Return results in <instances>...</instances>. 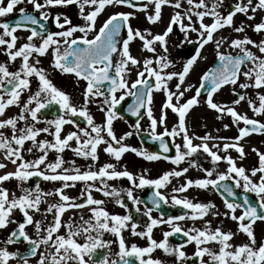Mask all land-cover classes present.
Listing matches in <instances>:
<instances>
[{
  "label": "snow or ice",
  "instance_id": "1",
  "mask_svg": "<svg viewBox=\"0 0 264 264\" xmlns=\"http://www.w3.org/2000/svg\"><path fill=\"white\" fill-rule=\"evenodd\" d=\"M23 3L30 4L31 11L38 13L39 19L25 7H19V15L12 23L0 21V30H2L0 46H3L0 47V52L7 57V62L0 63V117L5 116L9 107L18 108L17 114L0 119V129L10 130V135L0 131V152L3 154V161L10 162L14 166L13 171L0 174V229L15 224L16 227L3 243L11 245L20 242L22 238L27 247L24 251L19 249L9 251L7 247H0V264H9L10 260H15L16 264H164L162 260L152 258L151 253L156 249L163 250L166 255H174L176 264H183L184 261L192 258L182 250L186 244L195 245L192 256L199 261V264H264V239L258 242L253 229L255 221H264V153L252 149L258 156V167H253L250 175L244 167H238L230 155L218 154L219 151L226 153L229 149H234L239 154V158H243L245 153L239 142L250 133L264 132V122L238 113L234 106H226L213 100L214 93L225 85H232L236 97L232 105L246 101L254 115L264 114V94L259 91L264 89V38L257 42L245 33L246 27H250L255 33H264V17L253 25H246L244 20H241L237 26L234 21L237 14H242L248 21L254 20L257 11L264 10V0H235L224 12L221 11L224 0H185L187 7L184 11H175L163 32L155 35L147 29L134 30L129 23L130 17L135 15L132 12H113L103 20L98 29L96 21L107 7L126 5L129 8L145 11L147 21L155 23L161 19L164 5L180 9L183 7L181 0H147L145 4H136L133 0H6V3L5 0H0V17L13 13L17 6ZM70 5H75L79 9L78 15L84 21L82 25L74 24L63 12H57L53 16L48 11L53 8H67ZM149 5L154 6L151 14L146 11ZM50 16L59 31H49L46 28L43 22L49 21ZM205 18H210L211 22L205 23ZM185 19L188 21L187 24L183 22ZM28 24L38 25L39 31L36 28H29ZM175 25H178L179 31L183 33L181 45L185 42L197 45L195 54L183 63L182 70L178 72L165 71L173 66L166 55L168 52L166 38L173 32ZM225 27L231 28L235 33L245 34L231 39L225 36L216 39L214 34ZM122 28L127 30L126 38L118 41ZM18 29L27 30L29 35L25 38V42L17 47L19 38L15 33ZM189 32L197 34L196 40L189 39ZM76 33L81 35L76 36ZM89 33H93L91 38ZM36 37L40 40L38 44L34 42ZM135 38L142 41L141 50L154 53V58L145 57L141 62L130 54L129 45ZM209 43L214 44L218 64L203 72L199 78V86L195 88V95L180 103L184 94L193 87L188 85L182 88L185 78L200 58L202 49ZM157 44L163 49V53L156 54ZM249 45L251 48L248 47ZM224 46L234 50L235 54L232 51H221ZM252 48L257 49L259 55L253 52ZM49 52L53 69L62 74H73L77 80L82 79L86 82L80 107L72 104L70 96L52 83L43 67H38L41 63L39 58ZM18 58L19 66L14 71L9 70L8 65ZM132 67L137 69L136 79L129 86L126 75ZM149 78H153L154 83ZM174 78L177 80L175 92L168 86V82ZM33 79L37 81L35 90L31 87ZM236 86L241 90H256L255 100L248 97L246 92H237ZM205 88H207L205 101L207 107L219 114L216 116L218 120L224 115L231 118V123L236 125L238 130V135L235 137L204 135L197 137L202 141L200 144H193L186 129V113L199 103L198 97ZM25 92L28 95L22 100V94ZM117 92H121L119 97L116 95ZM154 92H162L165 97L158 119L153 116L151 108ZM126 96L134 97L133 103L127 108L132 116L136 117L141 109L145 110L152 130L151 139L159 140L163 153L169 151V146L163 137L174 138L180 134H183L184 151H181V145L174 144L175 157H161L160 154H148L122 143L126 137L132 135V132H125L117 138L112 124L117 118L116 106ZM92 102L98 105L104 115L102 125L95 124L92 115L88 112L87 105ZM53 106H58V115L53 119L42 120L39 115L41 111ZM167 109L176 114L178 122L171 130L165 128L163 132L157 134V125H164L166 122ZM76 116L82 117L88 127H82L70 118ZM241 122L243 127L239 126ZM40 123H44L45 126L36 127ZM66 124L73 125L76 130L62 136L63 126ZM132 127L139 130V119ZM228 127V124L224 125L225 129ZM103 133H106L110 139H106ZM41 134L51 136L52 139H38ZM211 139L225 142L222 145L215 143L210 147L207 141ZM26 142H29L30 146L25 147ZM71 142H74L75 147ZM101 144L106 145L103 151L117 161L123 153L131 151L149 161L163 158L178 165L186 157L202 151L211 158L213 165L225 161L228 165L227 171L218 173L216 178L212 179L213 170L203 169L206 173L205 178L186 180L180 187L172 189L174 193L184 192L191 186L201 189L211 186L223 189L228 197H234L236 195L234 187H242L245 193L255 194L257 203L255 205L251 203L247 196L242 198V203L223 200L227 209L223 215L237 223L236 233L230 230L224 231L221 227L212 229L209 221L204 222L203 228L184 230L174 221L186 217L193 220L203 219L209 212L213 216H218L220 213L212 211L215 205L211 202L193 203L186 198L180 199L173 195L172 204L190 209L192 215L169 216L165 220L162 214L161 218L155 219L151 216L153 209L147 208L144 215L149 222L145 230L137 231L136 223L130 225L131 235L146 238L147 246L141 247L135 243L129 245L122 233L129 228L128 222L132 219L131 216L110 214L102 207L104 201L95 199L91 195L95 185L88 182L99 179L101 187L95 188L96 191L102 192L104 196L119 197L116 189L106 190L105 178L126 177L136 188L152 186L154 189H161L171 177H181L188 168L166 171L156 179L140 176L139 183H135L137 178L132 173L127 170L117 171L115 165L111 163H105L98 171L91 170V165L88 170L81 171L75 167V161H68L72 167H63L65 161L60 154L65 149H71L76 156L90 159L95 163L98 159V146ZM113 144L118 147H114ZM213 148L217 151H213ZM34 150L39 155L31 160L25 159L24 153L32 154ZM49 151L56 153L54 161L47 160ZM41 166L44 170H41ZM6 167V163L0 162V169ZM190 167H198L196 161H191ZM33 176L45 181H59L61 186L50 192L42 191L38 183L33 188L23 187V182ZM11 179L19 182L17 187H20L21 194L18 196L14 192L9 193V190L3 187V183ZM226 180H232L234 187L222 183ZM77 181L86 184V189L81 190V195L85 196L83 203L64 193V189L74 187ZM50 196L58 197L56 202L48 203L44 209L45 219L51 214L52 220L47 224L42 220H34L30 213H39L44 198ZM127 197L133 204L139 202L133 197L131 189L127 190ZM148 199L156 208H159L161 202L168 203V199L158 190L153 191ZM115 202L121 207L124 206L119 198ZM84 208L90 213L87 218L81 215L75 219L69 217L67 221L62 220L67 210ZM238 208L241 209L239 216L235 215ZM14 210L22 214V221L13 218ZM160 224H167L170 231L163 232V239L158 242L153 239L152 231ZM28 225L34 227L35 239L27 234ZM61 229L64 231L61 232ZM105 233L114 236L115 240L104 239ZM238 233H243L247 239L233 244L232 240ZM173 234H181L186 239L181 244L170 246L168 238ZM114 243L118 245V250L112 253L110 248ZM209 244H215L218 250L208 247ZM41 245L44 246L43 250H40ZM204 257L208 259L205 260Z\"/></svg>",
  "mask_w": 264,
  "mask_h": 264
},
{
  "label": "rangeland",
  "instance_id": "2",
  "mask_svg": "<svg viewBox=\"0 0 264 264\" xmlns=\"http://www.w3.org/2000/svg\"><path fill=\"white\" fill-rule=\"evenodd\" d=\"M183 7L180 9H174L169 5H164L162 8L163 10L166 12V15L163 19V23L162 25H160V29L158 30V33H162L163 30L165 29V24L169 22L170 16L175 12V11H181L183 12L185 9V6L187 5L185 3V0H181ZM235 0H224V6L221 9L222 12H224L228 6L232 3H234ZM6 3V0H5ZM145 3H147V0H145ZM27 3H23L17 6V9L14 10L13 13L8 14L5 17H0V21L8 18L12 15H14L15 13L18 12V8L19 7H27ZM120 6H117L115 8L113 7H107L101 14H100V19H99V24L101 23V19L104 18V15L107 14H111L113 12L118 11V8ZM56 8L53 9H49L48 11L51 10H55ZM122 12H132L135 13L134 16L130 17V25L133 29H139L141 31H144L145 29L149 30L151 32V34L155 35L158 34L156 33V25L157 23H149L146 19V15H145V11H141L139 9L136 10H130L126 7H122ZM79 12V9H76ZM85 11H88V8H85ZM148 14H151L154 11V6L153 5H149L148 9L146 10ZM77 12V15H78ZM79 17V15H78ZM261 17H264V10H258L257 13L255 14V19L248 21L246 19V17H244L242 14H237L234 17V21L236 23V25H239V22L241 20H244L246 25H253L257 22L260 21ZM193 19H195V17H193ZM104 20V19H103ZM140 25L138 26L137 23ZM158 22V21H157ZM185 24L188 23V21L185 19L183 21ZM205 23H210L211 20L210 18H205ZM84 21L82 20L81 23L79 24H83ZM198 27V25H196ZM155 30V31H154ZM2 31V30H0ZM245 33L252 38L255 41H259L260 39L264 38V33L258 34L255 33L251 30L250 27H246L245 28ZM245 33H235L232 31L231 28L225 27L221 30H219L217 33H215V38L219 39L221 36H225L228 37L229 39L231 38H235L237 36H243ZM91 33H89L90 36ZM15 35H17V37L19 38L17 41V47L19 46V44L25 42V38L27 37L28 32L24 29H20L17 30V32L15 33ZM196 33L193 32H189V39L192 40H196ZM148 38H151L150 36H148ZM183 39V33H181V38L178 39L176 38L173 34H169V36L166 38L167 40V49L168 52L166 53V55L168 56L169 60L172 62V67H169L168 69H166L165 71H180L182 70V65L183 63L190 58L191 54L188 52H186V48L188 46V43L185 42L184 44H180V41ZM34 42L36 44H38L40 41L35 40ZM132 48L136 49L139 46V52H140V61L142 62V60L145 57H151L154 58V53H150L146 50H141V46H142V41L139 40V38H135L132 42H131ZM177 45H179V47H177ZM3 47V46H0ZM206 48L204 49V51L200 54V58H198V66L194 67L191 71H189L188 75L185 78L184 84L182 85L183 87H187L188 85H192V88H189V90L184 94V96L181 98L180 103L185 102L187 99H189L191 96L195 95V88L197 86H199L198 81L200 78V74L207 68L210 67L211 64L213 63V61L216 59L215 57V47L213 43H209L205 46ZM249 48H251V46H248ZM253 52H256L257 55H259L258 50L255 48L251 49ZM221 51L224 52H229L232 51L233 54H235L234 50H231L229 48H227L226 46L221 48ZM163 53V49H161L159 47V45H156V54H161ZM180 55H183L182 58H179ZM194 55V54H193ZM41 63L38 65V67H43L48 78L52 81V83L60 90L64 91L66 94H68L71 98V102L72 104H74L77 107H80L82 105L83 102V91L84 88L86 86V82L81 80H77L76 77H70L67 74H62L60 71L55 70L51 67V54L50 52L48 54H46L43 57L39 58ZM7 62V57L3 54V52H0V63H5ZM19 58L17 59V61L11 63L8 65L9 70H15L18 66H19ZM137 71L136 68L132 67V70L127 73L126 75V79L129 83V86L131 85L132 81L136 79L135 76V72ZM241 81H243V77L240 78ZM177 83V80L174 78L172 81L168 82V86L169 88L175 92V84ZM198 84V85H197ZM37 85V81H35L33 79L32 82V90H35ZM233 86L230 85L228 87L222 88L221 90H219L218 92H216L213 95V100L216 103H220L226 106H234L237 110L238 113L240 114H245L247 115L249 118L252 117V114H250V108L248 107L246 101H242V103H240L239 105H232V98H231V93H233L232 91ZM236 91L237 92H246L247 96L254 99L255 100V92L256 90L253 89H247V90H241L239 89L238 86H236ZM262 94H264V89H260L259 90ZM121 94V92H117L116 95L117 97H119V95ZM28 95L27 92L22 94V100L26 98V96ZM128 96H126L125 98H127ZM153 103L151 105L152 111H153V116L155 118H159L160 116V109L162 106V103L165 99V97L163 96L162 92H154L153 93ZM97 99H103V98H97ZM199 103L197 105H194L191 109H189V111L186 113V129H187V133L189 135L190 138H192L193 144H200L202 141L197 139V137H201L204 135H209L211 137H218V136H222V137H227V138H233L236 135H238V130H237V126L233 125L231 123V118L227 115H224L222 119L218 120L216 119V116L219 115L218 113H216L214 110L209 109L205 103L206 100L204 99H199L198 98ZM173 102L175 103V100H173ZM257 105H258V101H256ZM87 109L88 112L92 115L93 119H94V123L95 124H99L102 125L104 122V115L103 113L99 110V107L96 103L92 102L89 103L87 105ZM166 111V122L164 125H157L156 128V133L159 134L161 132H163L165 130V128H167L168 130H171L173 125L177 124L178 122V117L176 116V114L172 113V111L170 109L165 110ZM18 112V108L16 106H11L8 109H6L5 112V116L4 117H0V119L2 118H6L7 116H12L17 114ZM259 120L264 121V118H261L258 116ZM140 121V128L139 130H135L132 126L134 124H130L127 121H125L124 119L120 118L119 116H117V118L113 121L112 124V128L114 133H116L115 135L117 136V138H119L121 135H123L125 132H132L131 136H128L125 138V140L122 142L130 147L136 148L138 150H143L144 152L150 154L145 147H143L140 143H139V136L143 133L149 134L151 136L152 134V130L150 128V123L147 119V115L144 114L142 115V117L139 119ZM228 124L229 127L227 129L224 128V125ZM22 126V125H21ZM45 124L44 123H40L37 124L36 127H44ZM240 127H243V123L241 122ZM85 128H87V124H85V126H83ZM117 127H120L123 132L121 133H117L116 129ZM76 130L74 128L73 125L71 124H66L63 126V130L61 135H65L67 134V132L69 131H74ZM205 130V131H204ZM0 131H3L5 133V135H10V130L9 129H0ZM90 131V129H89ZM207 131V132H206ZM94 135V134H93ZM103 135H105L106 139H110L106 136V133H103ZM169 137V136H167ZM183 134L177 135L176 137H169L172 143V147L174 149V156L176 154V149L173 146L174 144H179L181 145V151H184L183 149ZM47 138L49 140L52 139L51 136H47L46 134H41L38 139H44ZM83 139V137H82ZM225 141H217L215 139H211L209 141H207V143L209 144V146L211 147L212 144L215 143H219V144H223ZM73 147H75L74 142H71ZM244 149V157L242 159H239V154L234 150V149H229L228 152H223V151H219L218 154L223 156V155H230L233 160L235 161L236 165L238 167H244L245 169H249L250 164L252 161L257 160L258 161V156L256 155V153L252 150L253 148L259 150L261 153H264V141L263 138L261 136H253V135H248L247 137L243 138L240 142H239ZM30 146L29 142H26L25 147ZM114 147H118V145L113 144ZM106 147L105 144H101L100 146H98V149H100V162L98 164V168H100L101 166H103L105 163H110L111 161L115 164V170L117 171H124L127 170L128 172L132 173L134 177H136L137 179L135 180V183H139L138 177L140 176H144L146 179H156L158 178L160 175H162L164 172L166 171H172V170H181L183 168H188V171L186 173H184L181 177H171L169 182L166 183V185L161 188L158 189L159 191L161 190V193L168 199V202L172 204L171 202V197L173 195L177 196V198L180 199H188L190 201H192L193 203H209L212 202L214 203L215 207H216V212H219L220 215L218 216H213L211 213L208 214V217L206 218V216L203 219H189V218H185L183 220H179V221H174V223L179 224V226L182 229H192V228H197L198 226H202V228L204 227V222L205 221H209L211 222H216V220L214 219H218L220 220V222H223V226H222V230L224 231H232L234 233L237 232V223L227 217H225L223 215L224 212L227 211V209H225L224 204H219L218 202H216V196H214V194H209L210 192V188L207 189H201L198 188L196 186H191L189 187L186 191L184 192H173L172 189L174 187H180L186 180H196V179H203L206 177V173L203 169H212L213 170V175H212V179L216 178V175L218 173H223L227 171V163L225 161H219L217 162L215 165H213L211 158L207 156V154L203 153L202 151H198L197 153H194L192 156L186 157L180 164H173L171 163V160H165L163 158L158 159V160H153V161H149L144 159L142 156H137L134 152L131 151H127L125 153L122 154L121 158L119 161H117L114 157L110 156L109 154L105 153L103 151V148ZM213 151H217V149L213 148ZM37 155H39V153L35 152V150L33 151L32 154H29L27 152L24 153L25 159L27 160H31L34 159ZM55 155L56 153L54 151H49V155L47 157V160L49 162L54 161L55 159ZM62 156V158L65 161V164L63 165V167H72V165H70L68 163V161H75V167L79 168V165L81 166V171L83 170V163L86 162H92L90 159H84L82 157H78L76 156L71 149H65L64 152H62L60 154ZM3 160V154L2 152H0V161ZM191 161H196V164L198 165V167H190V162ZM6 164L10 165L11 170H14V166L7 161H4ZM41 170L43 169V166H41ZM96 171L95 169H92ZM59 171V170H58ZM234 176V174H233ZM19 182L16 181L15 179H11L9 181H6L3 183V187L7 188L9 190V193H15L17 196L21 194V189L20 187H17V184ZM71 183V182H70ZM89 184H96L95 187L91 190V194H102V192L100 191H96L95 188H99L101 187V181L98 179L96 181H89ZM39 186L41 188L42 191L44 192H50L53 191L56 187H60L61 186V182L59 181H45L42 178H40L39 181ZM104 184L106 185V190L111 191L112 189H116V191L119 193V197H115L113 196L112 199L115 202L117 198H119L121 201L124 202V207H132L134 206L137 209H139V211H136L137 214L141 215L143 217V221L140 225H137V231H144L145 229L143 228L144 223H148V218L144 215V212L146 210V208L144 207V205L141 202V197L146 195L148 190L150 188H152V186H144L143 188H136L134 186V183L132 181H129L126 177H120V178H114V179H107L105 178L104 180ZM36 185H34L31 181V178H29L28 181L23 182V187H27V188H33ZM82 189H86V184L84 182H80L77 181L75 183L74 187H70V188H66L64 189V193L69 195L70 197H77L78 194H81V190ZM131 189L132 191V195L134 198H136L139 202L136 204H133V202L131 200L128 199L127 197V190ZM51 199L53 200V198L58 199V197L55 196H50ZM94 197V196H93ZM45 201V200H44ZM177 206V205H176ZM181 206V205H178ZM47 207V203L46 202H42L40 205V209L41 211L39 213H35L32 212L30 214L33 215L34 220H42L44 224H47L49 221L52 220V215L48 214L47 218L45 219L44 216V209ZM182 207V206H181ZM189 212L187 213V216H191L192 215V211L190 209ZM130 211V210H129ZM126 208L123 212H121L122 214L118 213L117 211H114L115 213L113 214H117V215H130V213ZM20 214L18 210H14L13 212V218L17 221H22L20 218ZM238 214V209L235 212V215ZM151 216L155 219H158L159 217L156 216L153 212H151ZM132 217V216H131ZM167 219V218H166ZM165 219V220H166ZM131 221V220H130ZM129 223V228L125 229L122 233L123 237L125 240L129 239V238H136V236H132L131 235V229H130V225L132 224L131 222ZM143 224V225H142ZM145 224V225H146ZM167 224H165L166 226ZM31 228L30 230L27 231L28 235L35 239L36 238V234L34 231V227L32 225H30ZM16 225L15 224H9L6 228H3L1 231L0 230V247H6L4 245V241L3 238L5 236V234L7 232H11L13 228H15ZM166 228V227H165ZM163 229V228H162ZM166 229H170V227L167 225ZM253 229H254V234L256 236L257 241L259 242L261 239H264V221L260 222H256L255 224H253ZM64 229H61V232H63ZM246 236L243 233H238L232 240L233 244H237V243H241L246 241ZM144 244H146V242H144ZM211 248H213V250H218L217 246L215 244H210ZM43 246V245H41ZM20 247H7V249L9 251H12L13 249H18ZM187 251L190 252H194L195 250V246L193 244H188L186 246ZM185 251L186 255L188 256V252ZM172 258L175 259V256H173ZM205 260H207L208 258L205 257ZM9 264H16V262L14 263V261H10Z\"/></svg>",
  "mask_w": 264,
  "mask_h": 264
},
{
  "label": "flooded vegetation",
  "instance_id": "3",
  "mask_svg": "<svg viewBox=\"0 0 264 264\" xmlns=\"http://www.w3.org/2000/svg\"><path fill=\"white\" fill-rule=\"evenodd\" d=\"M133 2L134 3H136V4H145V0H133ZM122 7H126V8H128V9H130V10H136V9H138V8H129L128 6H126V5H122V6H120L119 8H118V11H121L122 12ZM187 7V5L185 6V8ZM26 9H28L30 12H31V14H33V15H36L37 16V18L39 19V15H38V13H36V12H32L31 11V9H32V6L30 5V4H28L27 5V7H26ZM77 7L75 6V5H70V6H68L67 8H56L55 10H51L50 12L52 13V15L54 16L57 12H63L64 14H66L71 20H72V22L74 23V24H79V23H81L82 22V19H80V17H78V15H77ZM163 9V8H162ZM109 14H107V15H104V18L103 19H106L107 18V16H108ZM99 19H100V15L98 16V18H97V21H96V28L98 29L99 27H100V25L102 24V22H103V19H101V23L99 24ZM164 19V18H163ZM2 21V20H1ZM43 23H45V26H46V28L49 30V31H59L60 29H58L57 27H56V25H55V23L54 22H52V17L50 16V18H49V21H46V22H43ZM130 23V22H129ZM137 23V22H136ZM157 24H159V21L158 22H156ZM137 25L138 26H140L138 23H137ZM166 26H167V23L165 24ZM28 26H29V28H36L37 29V31H39V27H38V25H31V24H28ZM165 26V27H166ZM138 29V28H137ZM140 29V28H139ZM18 30H20V29H18ZM25 30V29H24ZM135 30V29H134ZM155 30H156V28H155ZM154 30V31H155ZM27 31V30H26ZM28 32V31H27ZM28 34H29V32H28ZM126 34H127V30L126 29H123L122 28V30H121V36L120 37H118L117 38V40L118 41H120V40H122V38H126ZM171 34H173L176 38H178V39H180L181 38V32L179 31V26L178 25H175L174 26V30H173V32L171 33ZM76 36H79V35H81L80 33H76L75 34ZM92 35H93V33H91L90 34V36H89V38H91L92 37ZM35 40H38V41H40L39 40V38H34ZM132 43L130 42V45H129V48H130V54L133 56V57H135V58H137L138 60H140L141 58H140V52H139V46L136 48V49H133L132 48ZM193 46V47H192ZM196 44H188V46H187V50H186V52L188 53H190L191 55H193V54H195V48H196ZM194 48V49H193ZM206 47H204L203 49H202V51L205 49ZM202 51H201V53H202ZM130 67H131V65H130ZM209 70V67H207L203 72H205V71H208ZM203 72L200 74V76L203 74ZM136 73V72H135ZM134 73V74H135ZM149 79H152V80H154L153 78H149ZM199 82L200 81H198V84H199ZM197 84V85H198ZM228 86H230V85H228ZM227 86V87H228ZM198 87V86H197ZM225 88V87H224ZM222 89V88H221ZM220 89V90H221ZM218 92V91H217ZM215 94V93H214ZM231 95V98H232V100L233 99H235L236 97L234 96V93H231L230 94ZM129 97V96H128ZM199 99H202V98H199ZM204 100H206V98H204ZM242 103V102H241ZM250 114H252V119H256V120H258V121H260V122H264V121H261V120H259V119H257L258 118V116L259 117H261V118H264V114H262V115H254L253 114V112L251 111V109H250ZM71 119H74V117H70ZM129 123V122H128ZM205 131V130H204ZM207 132V131H206ZM250 135H253V136H261L262 138H263V141H264V133H256V132H253V133H250ZM239 158V157H238ZM239 159H242V158H239ZM250 166L251 167H249V169H246V172L250 175L251 173H250V170L253 168V167H258V161L257 160H254V161H252L251 162V164H250ZM79 168L81 169V166L79 165ZM83 168V167H82ZM254 180L255 179H257V178H253ZM224 183H226V184H228V185H230V186H233L234 187V185H233V181L232 180H226V181H223ZM76 183V182H75ZM210 188V192H209V194H214V196H216V202L215 203H221V204H224V202H223V198H222V196L220 195V194H224V193H222L221 192V190L222 189H220V188H212L211 186L209 187ZM160 192H161V190H160ZM234 192L236 193V195H238L239 197H240V199H238V203H242V198L244 197V196H247L248 197V199H249V201L250 202H252V201H254V203H257V200H256V197H255V194L254 193H251V192H247V193H245L244 191H243V188L241 187V188H235L234 187ZM225 194H227V193H225ZM92 196H94V198L95 199H100V200H103L104 201V204L102 205V207H104L105 208V210H107L110 214H113V213H115L114 211H117L118 213H120V214H122L121 212H123L124 210H125V208L129 211L128 213H130L131 214V221H129V222H131V223H136L137 225H140L141 223H142V221H143V217L141 216V215H139V214H137V210H136V208L134 207V206H132V207H121L120 205H118L116 202H114L113 201V199H112V197L113 196H104L103 194H91ZM144 196H142L141 197V202H142V204L144 205V207L147 209L148 207L144 204V198H143ZM76 198V200H77V202H79V203H83L84 202V199H85V196H83V195H81V194H78V196L77 197H75ZM44 202H46L47 204L48 203H54V202H56V198H53V200L51 199V197H45L44 198ZM122 203H123V205H124V202L122 201ZM212 204H214L213 203V201L211 202ZM163 205L165 206V207H169V208H171V209H173L174 207H181V206H176V205H171L169 202L168 203H164L163 202ZM160 207V206H159ZM84 209H86V208H84ZM84 209H69V210H67L64 214H63V216H62V220L63 221H67L68 220V218L69 217H73L74 219L75 218H78L79 216H69V214H68V212L70 211V210H74V211H83ZM184 209V211H185V213L183 214V215H185V214H187L188 212H189V210H187V209H185V208H183ZM214 210H216V207L214 208V209H212V211H214ZM156 216H158L159 218H161L162 217V213H161V211H160V208H156V207H153V211H152ZM209 213H211V212H209ZM241 214V209H239L238 208V214H237V216H239ZM88 215H90V213H87L86 215H84V217L85 218H87V216ZM69 216V217H68ZM173 216V215H172ZM169 216H165V215H163V219H166V218H168ZM208 217V214L206 215V218ZM158 218V219H159ZM214 220H216V222H211L210 223V227L212 228V229H215L216 227H221L222 228V226H223V222H220V220H218V219H214ZM258 221H260V220H257V221H255V223L256 222H258ZM260 222H262V221H260ZM254 223V224H255ZM146 223H144V225H143V228L145 229V225ZM167 228V225L165 226V224H160V225H158V226H156V227H154L153 228V231H152V236H153V239H155L156 241H160L161 239H163V232H165V231H170V229H166ZM30 228H31V226L30 225H28V226H26V232L28 231V230H30ZM163 228V229H162ZM197 228H202V226H198ZM1 231H3L2 229H0ZM184 230H188V229H184ZM10 233V231L9 232H7L6 234H5V236H4V238H3V241H5L6 239H7V236H8V234ZM28 234V233H27ZM183 238H185V237H183L182 235H179V238L178 237H176V236H174V235H172V236H170L169 238H168V243H169V245L170 246H175V245H177V244H181L180 243V240H182ZM104 239H112V240H115V237L114 236H112L111 234H109V233H105V235H104ZM186 239V238H185ZM126 241V243L127 244H129V245H131L132 243H135V244H137L138 246H141V247H143V246H147V239L146 238H140V237H137L136 236V238H129V239H127V240H125ZM144 242H146V244H144ZM5 245V244H4ZM188 244H186L184 247H183V251L185 252V251H187V249H186V246H187ZM194 245V244H193ZM6 247H9V248H11V247H20V248H18L19 250H21V251H24V249L27 247V245H26V242H24L22 239H21V241L20 242H17V243H14V244H11V245H5ZM195 246V245H194ZM208 247L209 246H211L210 244L209 245H207ZM18 249H13L12 251H16V250H18ZM44 249V246H40V250H43ZM118 250V245L117 244H113L112 246H111V248H110V251L112 252V253H114V252H116ZM188 252V251H187ZM192 253L193 252H188V256H190V257H192L191 259H189V260H187V261H184L183 262V264H199V261L194 257V256H192ZM151 256H152V258H154V259H160V260H162L163 262H164V264H176V262H175V259L174 258H172L174 255H166L164 252H163V250H161V249H156V250H154L153 251V253H151ZM205 258V257H204ZM31 259H35V258H31ZM10 261H14V263L16 262L15 260H10ZM9 261V262H10Z\"/></svg>",
  "mask_w": 264,
  "mask_h": 264
},
{
  "label": "water",
  "instance_id": "4",
  "mask_svg": "<svg viewBox=\"0 0 264 264\" xmlns=\"http://www.w3.org/2000/svg\"><path fill=\"white\" fill-rule=\"evenodd\" d=\"M18 16H16L15 18L13 19H10L8 20L9 23H12ZM193 47V46H192ZM194 49V48H193ZM115 55V54H114ZM218 64V61L216 60V62L214 63V65L211 67H216ZM153 82V81H152ZM206 91H207V88L205 89H202L201 91V97H204L206 96ZM133 100H134V97H132L130 100H129V103H124L121 101V103L119 105H117V108L116 110L119 112L120 115L122 116H125L127 117L131 122H136L137 119H139L143 113V109L140 110V114L136 117L132 116L128 111H127V108L129 105H131L133 103ZM41 119L45 118V117H56L58 115V106H53L51 107L50 109H44L41 111V113L39 114ZM164 141L168 144L169 146V151L167 153H163V155L165 156H168V157H171L173 155V151L170 147V142L167 138H163ZM141 142L144 143L153 153H156V145L154 144L153 145V142H159V140H152L151 138L147 137V136H142L141 137ZM38 180H35V183H37ZM223 183V182H222ZM153 191H155L154 189L151 190V193H153ZM222 193L223 192V189L221 190ZM222 196L225 198V199H228L229 201H233V197H228L227 194H222ZM236 201L239 199V197H236L234 198Z\"/></svg>",
  "mask_w": 264,
  "mask_h": 264
},
{
  "label": "bare ground",
  "instance_id": "5",
  "mask_svg": "<svg viewBox=\"0 0 264 264\" xmlns=\"http://www.w3.org/2000/svg\"><path fill=\"white\" fill-rule=\"evenodd\" d=\"M165 15H166V12L162 9V17H161V19L159 20V24H157L156 25V33H158V30L160 29V25H162V24H164L163 23V18L165 17ZM204 51V50H203ZM202 51V52H203ZM183 57V55H180L179 56V58H182ZM198 59H197V61H196V63L193 65V67L191 68V70L194 68V67H197L198 66ZM190 70V71H191ZM116 132L117 133H122L123 132V130L120 128V127H117V129H116ZM116 134V133H115ZM99 152H100V149H98V159H97V161L95 162V163H93V162H86V163H83L84 165H83V170L85 171V170H88L89 169V165H91L92 166V169H95L96 171H98V164H99V162H100V158H101V156H100V154H99ZM0 162H4L3 160L2 161H0ZM5 163V162H4ZM111 164H113V165H115L112 161L110 162ZM10 168V165H7V167L6 168H4V169H0V174H3L4 172H7V171H13V170H11V169H9ZM96 185V184H95ZM87 213H89L88 212V210H87V208L86 209H84L83 211H74V210H70L69 212H68V214H69V216H81V215H86ZM68 216V217H69ZM20 218H21V220L23 219V217H22V214H20Z\"/></svg>",
  "mask_w": 264,
  "mask_h": 264
}]
</instances>
